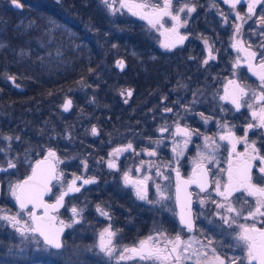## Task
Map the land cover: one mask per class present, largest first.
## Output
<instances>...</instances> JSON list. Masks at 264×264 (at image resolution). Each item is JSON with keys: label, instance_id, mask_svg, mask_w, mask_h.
<instances>
[{"label": "flooded vegetation", "instance_id": "obj_1", "mask_svg": "<svg viewBox=\"0 0 264 264\" xmlns=\"http://www.w3.org/2000/svg\"><path fill=\"white\" fill-rule=\"evenodd\" d=\"M99 3L108 10L101 3V0ZM184 3H188L190 6L194 5L196 11L190 16L187 11L180 14L182 21L187 19V25L180 27L179 33L186 35L187 39L184 40L183 44H178L171 50L162 46L165 42H172L174 37L171 34H162L163 29L159 31L153 29L147 21L133 16L143 25V30L148 38V45L155 52L153 55H158L161 59L146 64V67L154 70L148 71L149 75L155 77H153L151 86L145 88V92L142 94V110H133L134 88L127 87L122 91L130 89L132 95L131 97L121 95V101H124L123 106H125L128 119L124 123L125 126L121 128L119 121H113L112 127L110 126V140L79 142L71 141L70 135H68L65 136L62 144L50 148L56 152L57 157L62 161L57 164V173H62L63 178L59 182L54 180L52 183V193L48 197L49 202H55V194L64 191L67 184L76 177L94 178L96 181L91 184H82V180H77V186L82 185L80 191L66 196L63 207L54 213L59 220L69 224L73 217L71 208L76 207L82 210L77 226L74 229L66 228L63 234L64 245L67 238L72 239L75 243H80V245L92 244L94 242L93 234L109 224L117 232L120 242L130 245V247L157 232H164L169 238H174L179 233L184 240L196 237L207 243V239L211 238L214 242L213 246L222 256L242 255L239 249L234 250L229 247L235 243L233 238L238 228L236 225L229 227L220 221L216 212L223 213V210L218 209L212 200L207 199L208 193H200L195 184L188 188V191L193 193L194 230L188 232L181 225L180 209L175 199L176 172L173 168H178L182 179H189L199 161L196 159L195 149L200 146L205 137L214 135L213 139H218V136L222 135V132L227 128L223 127L224 125L232 127L236 136L242 137L247 124L254 123L247 107H241L239 111H236L235 106L230 101L220 98L225 92V87H228L229 80H236L241 86H245L250 93L252 89L258 90L260 82L258 77L248 70L243 58L244 53L237 52L231 46L234 24L240 23L235 18V12L239 11L241 15H244L247 4L245 0H242L241 4L233 10L223 0H179V2L173 0V11L175 12L176 8ZM117 7H119L118 4ZM262 8L264 5L258 6L256 16L243 23L241 29L243 44L245 47L251 45V50L258 53L257 61L260 59L259 53L264 52V25L256 22ZM221 12L228 17L227 23L224 22V16L221 15ZM117 13L130 14L126 9ZM171 27L172 21L165 17L164 28ZM205 40L208 41V44H205ZM209 46L212 47L214 59H208ZM237 58H240L241 66L239 68L235 67ZM206 59H208V63L204 64ZM119 60L124 62L123 59ZM124 64L126 66L125 62ZM68 98L72 99V109L69 111L71 112L75 106V101L72 97L66 99ZM244 99L251 101L248 98ZM169 108L171 111H166ZM201 113H203V117L200 115ZM138 114L141 115V120L136 119ZM204 118H207V122ZM177 123L181 127H187L193 133V142L184 157L173 162L169 146ZM163 127H167L168 131L161 132L160 129ZM93 128H96L99 134L98 126L95 125ZM262 133H264L262 129L251 130L248 132V140L255 141L256 147L260 149V154L264 155V134ZM156 141H163V144L154 143ZM128 143L133 145L135 152H123L118 158L110 156L115 148L126 146ZM5 145L4 142H0V148ZM154 148H160L162 154L159 170L165 176L172 178L165 180L172 182V184L165 192L170 198L164 201L159 200V194H156L157 191L150 180L147 181L146 200L137 198L134 187L124 183L125 173L133 180H142L147 175L145 169L148 168V163L144 159L145 156L143 157L144 150ZM216 149L213 162L205 161V164L210 170L209 179L219 177L223 183L226 174L220 170L228 167V160L235 159V154H232L231 150L229 151L227 145H220ZM236 149L237 153H242L245 151V146L239 145L236 146ZM48 150L40 157L46 156ZM10 152L9 149L6 152H0L2 159L0 166L7 168L5 157ZM137 153L139 154L137 155ZM71 155H74L75 159L73 158L74 160L68 163V156ZM111 159L116 160L119 170L107 166V162ZM142 161L146 162L144 167L139 171H137V166L134 169V165L140 164ZM14 162L17 166L12 169L13 178L21 182L31 171L21 178L19 165L16 161ZM34 162L29 164L31 170ZM256 163L259 164V161ZM169 164L173 167H167ZM6 173L7 171L0 175V209L18 211L19 206L15 199H6L4 195V175ZM253 181L260 183L256 168H253ZM211 191L210 188L209 192ZM239 195L240 193L235 194L233 203L237 208L243 207L245 209L244 214H246L248 205L244 204L243 201L238 202L236 200V196ZM199 199H205L206 203L201 205L198 202ZM212 199L220 200L221 198L213 193ZM247 199L249 202L252 201L251 197ZM97 206L107 211L111 219L102 216L97 211ZM236 219L237 224L250 225L253 223L251 220ZM2 225L4 223L0 220V244H5L6 237L9 242L18 243L19 234L15 229H10L11 227L8 225L6 227ZM128 262L133 263L135 260Z\"/></svg>", "mask_w": 264, "mask_h": 264}, {"label": "trees", "instance_id": "obj_2", "mask_svg": "<svg viewBox=\"0 0 264 264\" xmlns=\"http://www.w3.org/2000/svg\"><path fill=\"white\" fill-rule=\"evenodd\" d=\"M20 1L22 9L0 0V132L13 138L5 160L18 163L22 178L31 171L28 157L39 158L65 136L79 142L110 140L113 121L121 128L128 119L122 90L134 88L133 110H142V94L155 77L146 64L161 59L153 55L139 20L110 14L99 0ZM119 59L126 63L123 70L116 66ZM67 97L75 101L69 113L62 110ZM6 238L0 264L33 263L31 249H11L17 243Z\"/></svg>", "mask_w": 264, "mask_h": 264}, {"label": "snow or ice", "instance_id": "obj_3", "mask_svg": "<svg viewBox=\"0 0 264 264\" xmlns=\"http://www.w3.org/2000/svg\"><path fill=\"white\" fill-rule=\"evenodd\" d=\"M57 3L60 0H56ZM179 2V0H177ZM228 4L231 9L235 10L237 5L241 4L242 0H223ZM247 10L244 15L239 11L235 12V18L240 23L234 24V35L232 37V47L237 52L244 53V61L249 71L258 77L259 85L258 90L252 89L250 91L241 86L236 80H229L228 87H225V95L220 97L223 100L230 101L235 106L236 111L241 107H247L251 110V118L254 123H248L244 129V135L237 137L235 132L229 129L227 133L219 136V140L227 141L231 144L232 153L235 154V159L228 160V167L222 169L226 174V179L223 183L221 178L217 177L209 179V169L206 167L205 161L212 163L214 156L205 153L199 154V161L195 165L193 174L189 179L184 180L180 177L178 168H173L176 172V185H175V199L179 202L181 211L179 213L180 223L188 232H193L194 222L192 217V196L193 193L188 191L190 185L195 184L200 193H208L207 199L212 200L218 209L223 210L216 212L220 221L223 224L236 225L238 231L233 238L235 243L229 247L232 249H239L242 253L241 256H226L221 255L216 247L213 246V240L207 239V243L196 238L190 237L187 240L182 239L178 233L174 238H169L164 232H157L149 235L147 238L138 241L134 246L117 247L114 243V238L117 232L112 230V226L108 225L102 232L99 233L98 248L101 253L109 259L115 258L119 261H141L144 264H264V155L260 154V149L256 147L255 141L248 140V132L253 129L264 130V52L259 53L260 59L257 61L258 53L251 50V45L244 46L241 37V29L243 23L256 16V9L260 5H264V0H245ZM12 3L20 7L19 0H12ZM101 3L109 10L110 14L115 15L117 12L127 10L132 16H136L141 20L147 21L151 28L156 30L163 29L162 34H171L174 39L172 42H165L162 46L165 49L171 50L178 44H183L187 39L186 35L179 33V28L187 25V19L181 20V13L190 16L191 13L196 11V7L184 3L173 11V0H101ZM117 4L119 7H117ZM224 16V22H228V17L221 12ZM168 17L172 21L171 28H164V18ZM257 23L264 25V8L261 9V14L257 17ZM53 27H58L55 21H50ZM205 44L208 41L205 40ZM0 44V47H3ZM116 47V45H113ZM208 59H214L212 55V47L208 48ZM57 55H62L59 51ZM208 59L204 60V64L208 63ZM117 66L123 70L125 67L124 62L118 61ZM240 58H237L235 67L239 68ZM15 83V77H7ZM19 87V85H16ZM121 95L131 97L132 91H122ZM248 98L252 101L249 103ZM243 101V103H242ZM127 102V101H125ZM255 105H258L255 106ZM72 101L67 100L63 105L65 111L70 110ZM187 110V109H186ZM171 111V109H166ZM203 117V113L200 114ZM207 122V118H204ZM224 127H228L224 125ZM161 132L168 131L167 127L160 129ZM93 135H98L97 129H92ZM198 134V133H197ZM264 134V133H262ZM174 135L185 137L183 143L185 146L190 142L193 133L187 127H181L179 123L176 124ZM5 140L11 141L12 137H4ZM19 140L20 137H15ZM211 141V143H209ZM205 146L211 148L216 144V141L210 137H205ZM154 143L159 144V141ZM238 143L245 144V151L242 153L236 152V145ZM217 147L219 145H216ZM178 147V146H177ZM177 147H173V151L177 152ZM11 148V144H8ZM135 152L133 145L128 143L126 146L118 147L110 153V156L118 158L123 152ZM148 156H156L155 150H144ZM0 152H6L5 148H0ZM139 153H137L138 155ZM178 157L183 155V150L177 152ZM259 161V164L256 162ZM62 161L56 155V152L49 149L47 157L40 160L32 168L31 175L27 179L10 184L8 192L19 205V211L14 214H9L8 210L0 209V220L7 222L11 228L21 237V242L34 241L40 248L37 251H47L48 249L61 250L64 248L62 235L65 228L72 227V224L79 223L82 210L72 207L71 213L73 216L72 224H66L63 220H59L57 213L60 207L64 205L66 196L74 192H79L80 187L77 186V180H82V184L95 183L94 178L84 179L83 177H76L72 179L66 186L65 190L55 194V203H48L45 201V195L52 193V181H61L63 178L62 173H57V164ZM146 162L142 161L139 171L144 167ZM148 163L147 171L151 173L153 164ZM16 163L12 159L7 160V168L0 166V172H6L8 169H15ZM107 166L112 169L119 170L118 164L115 159L107 162ZM87 167L85 163V168ZM167 167H173L169 164ZM218 167V165H217ZM253 168H256L257 176L260 183L253 181ZM156 176H161L163 179L168 180L169 177L165 176L163 172L157 168ZM153 177L151 174L146 175L142 180H133L125 173L124 183L131 184L135 189V195L141 200L147 199V181ZM156 191L159 194V200H168L170 197L165 194L159 184L155 185ZM212 189L209 192V189ZM213 193L215 196L220 197V200L212 199ZM236 193V200L243 201L247 204L246 214L243 207L237 208L233 203V197ZM248 197L252 201H248ZM159 202V201H158ZM198 202L203 205L206 203L205 199H199ZM31 205V207H29ZM42 210V214L38 215L37 212ZM97 211L102 216L111 219L109 213L97 206ZM236 218H242L245 221L251 220L252 224H237ZM260 225V226H257ZM42 242V243H41ZM34 261L39 260V256L33 258Z\"/></svg>", "mask_w": 264, "mask_h": 264}, {"label": "rangeland", "instance_id": "obj_4", "mask_svg": "<svg viewBox=\"0 0 264 264\" xmlns=\"http://www.w3.org/2000/svg\"><path fill=\"white\" fill-rule=\"evenodd\" d=\"M121 61V60H118ZM117 61V62H118ZM227 82V81H226ZM226 84V83H224ZM225 95V92L222 93V96ZM249 103H252V101H248ZM63 103V102H62ZM258 107V105H255ZM250 113L251 110L249 108H247ZM224 127V126H223ZM232 129V127L228 126L226 128L225 131L222 132V134L227 133V131ZM10 135H7L6 133L0 132V142H4V144H6L3 148H6V151H8V144L11 142L7 141L4 139V137H9ZM12 137V136H10ZM193 135L191 136V140L190 142L187 144V146L184 145L183 141L185 139V137L183 136H173V139L170 143V151L172 153V161L173 162H177L179 161L181 158L184 157V155L189 151V147L191 145V143L193 142ZM210 138H214V135L211 136ZM216 141V144L212 145L211 148H208L205 146V138L201 141L200 146L197 147L195 149V156L196 159L199 160V154L200 153H205L208 155H212V156H216V145H227L229 147V151L231 150L232 153V148H231V144H229L227 141H221L219 140V136L218 139H214ZM12 141V140H11ZM252 141V140H249ZM209 143H211V141H209ZM163 141H160L159 145H162ZM239 145H243L245 146L244 143H238L236 146ZM178 146V147H177ZM173 147H177V152H179L180 150H183V155L179 156L177 155V152L173 151ZM151 150H155L156 151V156H148L146 154V151H144L143 157L145 156V160L147 162H151L153 164V167L151 168V173H149L147 171V169H145V172L147 175L151 174L152 175V179L150 180V182L153 183L154 188L156 184H159L161 186V189L164 190L165 192L167 191L168 187L170 184H172V182H167L165 181V179H163V177L161 176H156L155 173L157 171V168H159L160 162H161V151L160 148H154V149H148V151ZM237 151V149H236ZM233 154V153H232ZM142 157V158H143ZM74 155L68 156V163L72 162L74 159ZM36 158L34 157H28L27 162L29 164L33 163L34 160ZM140 164H136L134 165V169L136 168H140L139 166ZM146 176V175H145ZM4 179H5V185H4V195L6 197V199L12 200L13 197L10 196L9 192H8V186L10 184H15L17 182H19V180L13 178V170L12 169H8L7 173L4 175ZM169 179L171 180V176H169ZM167 184H166V183ZM156 189V188H155ZM158 194V193H156ZM157 196V195H155ZM8 210V209H7ZM19 211V210H18ZM18 211H14V210H8L9 214H14ZM72 219L70 220L69 224H72ZM5 225V227L8 225L7 222L2 221ZM77 223L72 224V227H70V229H74L77 225ZM2 225V226H4ZM109 224L105 225L104 227L98 229V231L96 233H94V242L92 244L89 243H84L82 245H80V243H65L64 248L61 250H55V249H48L46 252L45 251H37V249L40 248L39 245H36L34 241L31 242H21V237L19 236V240L17 243V245H15L16 247L11 246V249H20V250H24V251H29L31 249V251H33V255L34 257L39 256V260L38 261H33L32 264H144V262L141 261H135L133 263H130L128 261H119L117 262L115 258L109 259L107 256H105L103 253H101L99 251L98 248V244H99V233L102 232ZM10 226V225H8ZM11 227V226H10ZM13 229V228H10ZM113 231H115L112 228ZM42 243V242H41ZM114 243L117 245V247H123V246H128L130 247V245L124 244L122 242H120V240L118 239V235L114 238Z\"/></svg>", "mask_w": 264, "mask_h": 264}, {"label": "water", "instance_id": "obj_5", "mask_svg": "<svg viewBox=\"0 0 264 264\" xmlns=\"http://www.w3.org/2000/svg\"><path fill=\"white\" fill-rule=\"evenodd\" d=\"M19 4H20L21 6H20V7H17L16 5H14V4L12 3V5H13L14 8H16V9H22V8L24 7V5H23V3H22L20 0H19ZM16 85H19V87L16 86L18 89H23V86H21L20 84H16ZM67 100H71V101H72L71 98H68V99H66V100L64 101L63 105L66 103ZM63 105H62V109H63L64 112H69V111L72 109V106H71L70 110L65 111L64 108H63ZM95 129H96V128H95ZM46 157H47V155L44 156V157H40V158H38V159L34 162L32 168L35 167V165H36V163H37L38 161H40V160H44ZM2 167H4V166H2ZM5 168H6V167H5ZM31 171H32V170H31ZM1 173H2V172H0V175H1ZM29 175H31V173H30ZM29 175H28V176H29ZM28 176H26L25 178H23L22 181L25 180V179H27ZM53 182H54V180L52 181V183H53ZM50 195H51V194L45 195V197H44L45 201H47L48 203H55V202H49V201H48V197H49ZM0 196H1V180H0ZM17 205H18V204H17ZM178 205H179V209H180V211H181V207H180L179 202H178ZM18 206H19V205H18ZM29 207H31V205H30ZM40 211H41V212H39V211L37 212L38 215L42 214V210H40ZM54 215H55V214H54ZM65 230H66V228L64 229V232H65ZM64 232H63V234H64ZM62 241H63V235H62Z\"/></svg>", "mask_w": 264, "mask_h": 264}, {"label": "bare ground", "instance_id": "obj_6", "mask_svg": "<svg viewBox=\"0 0 264 264\" xmlns=\"http://www.w3.org/2000/svg\"><path fill=\"white\" fill-rule=\"evenodd\" d=\"M63 103H64V101H63ZM63 103H62V105H63ZM63 110V109H62Z\"/></svg>", "mask_w": 264, "mask_h": 264}]
</instances>
